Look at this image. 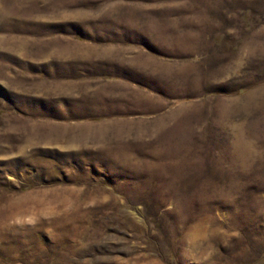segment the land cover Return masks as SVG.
<instances>
[{
    "label": "rangeland",
    "instance_id": "374dc122",
    "mask_svg": "<svg viewBox=\"0 0 264 264\" xmlns=\"http://www.w3.org/2000/svg\"><path fill=\"white\" fill-rule=\"evenodd\" d=\"M0 264H264V0H0Z\"/></svg>",
    "mask_w": 264,
    "mask_h": 264
},
{
    "label": "crops",
    "instance_id": "0c3cea01",
    "mask_svg": "<svg viewBox=\"0 0 264 264\" xmlns=\"http://www.w3.org/2000/svg\"><path fill=\"white\" fill-rule=\"evenodd\" d=\"M130 46H132V45H129V47ZM167 61H169V60H167ZM113 81H121V80H119V79H113ZM141 89L143 90V91H145V89L143 88V87H141ZM149 93V96L151 97L150 99H153L154 97H156L153 93L151 94L150 92H148ZM185 101V99H178V100H174V101H172V103H171V106H169L168 107V109L169 108H172V107H175L176 105H178V104H180V103H182V102H184ZM150 102H152V100L150 101ZM150 104V103H149ZM148 106V105H147ZM154 107H156V105L154 106ZM153 106L151 107V104L147 107V109H153L154 108ZM157 112V111H156ZM155 111L154 112H152V114H154V113H156ZM148 115V113H144V112H141V113H137V114H132V113H126V114H117V115H114V114H112V115H102V116H96V117H93V118H91V119H83V120H102V121H112V120H114V119H118V120H121V121H123V120H132V119H146V118H151L153 115Z\"/></svg>",
    "mask_w": 264,
    "mask_h": 264
}]
</instances>
